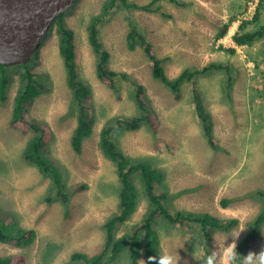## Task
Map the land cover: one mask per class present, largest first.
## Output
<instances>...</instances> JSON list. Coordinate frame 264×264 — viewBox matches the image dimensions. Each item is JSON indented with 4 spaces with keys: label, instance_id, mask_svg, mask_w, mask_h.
Instances as JSON below:
<instances>
[{
    "label": "rangeland",
    "instance_id": "374dc122",
    "mask_svg": "<svg viewBox=\"0 0 264 264\" xmlns=\"http://www.w3.org/2000/svg\"><path fill=\"white\" fill-rule=\"evenodd\" d=\"M130 1L138 5L150 2ZM183 1L187 2L183 6L168 0L157 3L162 12L170 14L168 17L161 11L114 9L100 25L104 46L110 53V68L126 71L144 85L151 112L152 124L122 131L115 140L132 159L149 162L163 171V180L155 184V191L169 194L170 208L238 218L231 229L212 234L216 264H225L224 246H229L232 236L245 228L235 238L236 244L242 239L247 222L264 203L258 193L264 190V35L242 46L232 39L239 24L253 18L260 2V19L264 23V0ZM103 2L76 0L64 12L67 24L75 32L78 73L92 88L91 106L96 116L93 132L80 153H75L70 145L77 116L54 26L26 64L31 71L48 75L45 90L34 100L26 120L45 122L51 156L63 166L66 182L73 190L66 205L46 201L49 178L23 158L33 133L27 125H11V116L19 72L25 65L21 62L9 67L13 80L7 100L0 103V207L11 212L20 225L34 229L36 236L24 246L0 241V256L12 255L19 264H79L71 259V253H93L102 248V223L118 209L120 183L115 166L100 150L99 133L113 117L132 118L140 116L141 110L131 83L120 81L121 93L117 95L96 75V57L88 42L87 25ZM130 20L146 35L153 52L165 58L167 75L173 77L185 67L202 68L210 63L229 66L233 77L230 92L225 87L228 71L221 69L198 76L195 85L186 82L176 97L152 77L151 62L142 49L127 47ZM228 22L227 34L217 38L221 26ZM249 27L254 29L255 25ZM220 47H234L235 51L229 53ZM193 86L199 89L212 114L219 150L212 149L201 133L193 106ZM133 181L139 194L137 207L129 220L118 227L117 236L138 224L149 208L140 175L135 174ZM80 184L86 187L79 189ZM156 227L163 255L175 256L177 264H200V227L174 226L162 217H158ZM261 248L264 224L260 236L242 256L250 251L258 253ZM128 261L124 250L114 264ZM145 262L142 252L139 264Z\"/></svg>",
    "mask_w": 264,
    "mask_h": 264
},
{
    "label": "trees",
    "instance_id": "16d2710c",
    "mask_svg": "<svg viewBox=\"0 0 264 264\" xmlns=\"http://www.w3.org/2000/svg\"><path fill=\"white\" fill-rule=\"evenodd\" d=\"M160 0H150L149 3L138 5L130 0H104L100 11L94 14L87 25V38L89 45L96 57V75L98 79L105 82L117 95L121 93L120 81L131 83L135 87V101L141 110L140 116L132 118L113 117L106 122L100 130V150L104 157L110 160L115 166V170L120 183L118 191V209L110 214L102 223L104 240L102 248L96 252L88 253L85 251H73L71 259L79 264H114L122 251L127 250L128 264H139V259L144 253L147 264L150 256H163L161 250V239L157 229L158 217H162L170 224L178 227L193 226L200 227L199 231L202 239L203 257L200 264H216V259L211 249L212 234L217 230H229L235 226L239 220L235 217H218L205 211H190L182 209H172L167 205L169 194L167 192H156L155 184L162 182L164 173L162 170L146 161L132 159L125 154L118 146L115 135L122 131H134L143 124H152L150 110L147 107L145 97V87L137 79L131 77L126 71H117L109 66L110 53L105 48L100 25L103 20L113 11L124 7L125 9H141L148 12L161 11L157 4ZM175 5H185L183 0H168ZM259 3L253 18L243 20L237 31L233 34V41L236 45L242 46L252 43L255 39L264 35V23H261V7ZM168 17L170 14L162 12ZM231 21V20H230ZM254 24L255 28L249 26ZM229 22L224 23L217 38L222 37L228 28ZM53 26L58 38V51L62 58L65 72L66 83L72 93V104L74 106L77 123L71 134L70 145L75 153H80L84 141L92 134L96 123V116L91 106L92 88L88 82L82 79L78 73L76 62L75 32L67 24L65 13L60 14L54 20ZM52 26V27H53ZM127 47L131 50L141 48L144 55L151 62L152 77L165 85L176 97L182 92V87L186 82L195 81L198 76L207 75L215 70H227L228 77L226 82L227 93L233 86V77L230 75L229 66H219L213 63L207 64L202 68H183L177 75L171 77L167 75L164 67L165 58L157 56L147 37L135 25L134 21L129 22V30L126 34ZM226 52L233 53L234 47L223 48ZM27 61L19 72V87L13 97L11 125H27L33 135L27 142L23 150L24 160L35 166L41 174L48 177L50 186L48 188V203L60 202L67 204L73 190L66 182L63 173V166L51 156L48 142L45 138L44 121L26 120L34 100L45 90L48 75L36 73L28 68ZM11 66L0 63V103H4L8 98L9 86L13 80ZM193 106L198 118L201 133L206 142L214 150H219L220 146L216 143L213 133V118L209 109L206 107L203 95L196 86L192 87ZM139 174L144 184L145 197L149 203V208L145 212L143 219L130 230L117 236L118 227L127 222L138 203V191L133 181V176ZM86 184H80L79 189L85 188ZM264 198V190H258ZM227 201L223 200V205ZM264 224V203L257 214L246 224V231L242 239L236 244L239 254L245 253L254 240L261 234ZM36 233L32 228H26L18 223L11 212H7L0 207V241L13 243L16 246H24L35 239ZM0 264H19L14 262L12 255L0 256Z\"/></svg>",
    "mask_w": 264,
    "mask_h": 264
},
{
    "label": "water",
    "instance_id": "95a60500",
    "mask_svg": "<svg viewBox=\"0 0 264 264\" xmlns=\"http://www.w3.org/2000/svg\"><path fill=\"white\" fill-rule=\"evenodd\" d=\"M76 0H0V63L27 61Z\"/></svg>",
    "mask_w": 264,
    "mask_h": 264
},
{
    "label": "clouds",
    "instance_id": "9594fccd",
    "mask_svg": "<svg viewBox=\"0 0 264 264\" xmlns=\"http://www.w3.org/2000/svg\"><path fill=\"white\" fill-rule=\"evenodd\" d=\"M244 229L245 228H240L239 231H237L234 236L231 235L234 239H233V242L229 246L225 247L224 246L225 240L223 241V246L226 250L225 251V255H226L225 264H264V248H261V250L258 253L250 251L246 256H242L241 254L237 252L236 250L237 245H236L235 238H238L240 233ZM214 238H215V241L219 243L216 239L215 234H214ZM148 260L150 262H155V264H177V259L175 258V256L169 253H165L163 256L159 255L158 257L150 256ZM209 264H211V262H209Z\"/></svg>",
    "mask_w": 264,
    "mask_h": 264
},
{
    "label": "crops",
    "instance_id": "0c3cea01",
    "mask_svg": "<svg viewBox=\"0 0 264 264\" xmlns=\"http://www.w3.org/2000/svg\"><path fill=\"white\" fill-rule=\"evenodd\" d=\"M187 3V2H186ZM234 14H231L230 16H233ZM238 29V28H237ZM231 31V30H230ZM235 32H236V30H235ZM233 33V32H232Z\"/></svg>",
    "mask_w": 264,
    "mask_h": 264
},
{
    "label": "bare ground",
    "instance_id": "6f19581e",
    "mask_svg": "<svg viewBox=\"0 0 264 264\" xmlns=\"http://www.w3.org/2000/svg\"><path fill=\"white\" fill-rule=\"evenodd\" d=\"M227 34V33H226ZM223 37V36H222ZM233 37V36H232ZM11 254V253H10ZM22 254V253H21ZM28 263V262H27Z\"/></svg>",
    "mask_w": 264,
    "mask_h": 264
}]
</instances>
